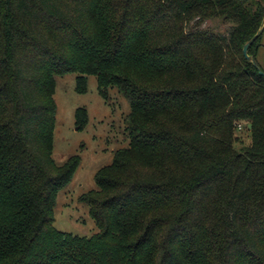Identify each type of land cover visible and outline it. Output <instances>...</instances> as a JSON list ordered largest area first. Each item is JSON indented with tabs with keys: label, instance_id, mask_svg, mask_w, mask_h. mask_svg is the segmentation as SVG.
<instances>
[{
	"label": "trees",
	"instance_id": "obj_1",
	"mask_svg": "<svg viewBox=\"0 0 264 264\" xmlns=\"http://www.w3.org/2000/svg\"><path fill=\"white\" fill-rule=\"evenodd\" d=\"M263 24L264 0H0V264H264V29L257 67L242 51ZM66 73L129 102L128 145L79 196L91 236L53 225L80 163L52 158Z\"/></svg>",
	"mask_w": 264,
	"mask_h": 264
},
{
	"label": "rangeland",
	"instance_id": "obj_2",
	"mask_svg": "<svg viewBox=\"0 0 264 264\" xmlns=\"http://www.w3.org/2000/svg\"><path fill=\"white\" fill-rule=\"evenodd\" d=\"M229 24L219 18L210 19L203 22L201 29L224 32ZM259 43L257 59L264 68V34ZM77 76L66 73L55 77L52 158L61 165L70 156L78 155L80 163L71 181L57 196L53 225L66 233L91 236L97 227L89 216L88 206L79 201V196L96 189L95 172L111 163L115 150L128 145L129 102L115 87L107 88L106 96H102L94 75L87 76L84 91H77ZM77 108H84L87 113L83 126L76 124ZM235 133L241 143L249 142L244 123Z\"/></svg>",
	"mask_w": 264,
	"mask_h": 264
},
{
	"label": "water",
	"instance_id": "obj_3",
	"mask_svg": "<svg viewBox=\"0 0 264 264\" xmlns=\"http://www.w3.org/2000/svg\"><path fill=\"white\" fill-rule=\"evenodd\" d=\"M263 29H264V24L260 27V29L257 31V33L249 41H247L244 44V46L242 48V51H243L245 58L250 60L256 67H257V65H256L255 60L252 58V56L248 55V48L251 45V43L262 33ZM259 73L264 75V73L262 71H259ZM248 126L250 127V124Z\"/></svg>",
	"mask_w": 264,
	"mask_h": 264
}]
</instances>
